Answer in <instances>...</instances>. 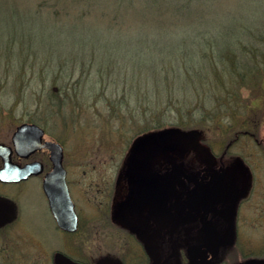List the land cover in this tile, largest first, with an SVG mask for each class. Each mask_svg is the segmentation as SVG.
Masks as SVG:
<instances>
[{
  "label": "rangeland",
  "instance_id": "374dc122",
  "mask_svg": "<svg viewBox=\"0 0 264 264\" xmlns=\"http://www.w3.org/2000/svg\"><path fill=\"white\" fill-rule=\"evenodd\" d=\"M170 17L178 24L168 29ZM22 122L65 144L81 186L112 169L104 157L121 162L139 134L185 132L181 148L168 139V169L208 186L220 168L212 143L220 152L254 127L264 141V0H0V142L10 144ZM192 135L196 148L186 150ZM228 162L209 193L221 203L213 222L263 244L264 157L260 184L246 195L245 176ZM188 177H179L184 186ZM23 188L25 203L42 201L36 182ZM177 197L168 191L169 202Z\"/></svg>",
  "mask_w": 264,
  "mask_h": 264
},
{
  "label": "flooded vegetation",
  "instance_id": "af4514ba",
  "mask_svg": "<svg viewBox=\"0 0 264 264\" xmlns=\"http://www.w3.org/2000/svg\"><path fill=\"white\" fill-rule=\"evenodd\" d=\"M39 127V145L27 156L15 153L11 138L10 144L0 142L12 148L11 162L20 167L32 164L33 171L17 182L0 179V264H264V242L261 244L258 236L242 235L238 239L236 226L219 232L213 220L221 203L210 200L209 195L226 179L224 161L245 176H241L242 184L240 180L241 195L260 184L257 173L264 157V141L258 137L259 128L236 132L222 144L220 152L212 143L211 165L220 168L208 186L196 184L195 177L183 171L168 169V139L176 141L179 148L183 139L180 132L170 133L172 137L168 138L165 131L139 134L131 140L121 162L118 155L104 157L100 162L110 160L112 169H104L88 185L82 180L81 186L80 181L75 184L72 180V163L65 144ZM242 136L245 138L237 155H232V147L239 137L241 143ZM46 143H57L62 148L61 166L76 216L74 228L63 227L71 225V212L59 202H54L56 208L52 206L44 191V182L54 169ZM187 145L186 150L194 151V138ZM2 166L0 156V169ZM94 170L85 168L80 174ZM180 176L190 178L191 184L184 186ZM33 181L42 201L28 204L23 201V184ZM190 188H197L205 197L204 211L195 202L183 204ZM171 189L178 192V197L169 202ZM230 209L232 212V205L227 214ZM205 221L211 222L223 239L220 245L214 246L203 232ZM261 221L248 225L258 227ZM193 247L206 249L205 256L197 257L190 251Z\"/></svg>",
  "mask_w": 264,
  "mask_h": 264
},
{
  "label": "water",
  "instance_id": "95a60500",
  "mask_svg": "<svg viewBox=\"0 0 264 264\" xmlns=\"http://www.w3.org/2000/svg\"><path fill=\"white\" fill-rule=\"evenodd\" d=\"M42 130L34 124L23 122L16 126L11 136V143L14 147V151L19 156H27L39 145ZM47 148L51 152V158L54 162L53 171L47 176L44 182V191L52 206L56 205L54 202L61 204L63 209L67 212H71L73 221L68 225H63L65 228H74L76 224V216L74 213L73 203L67 191V187L64 180V170L61 166L62 148L57 143H46ZM12 148L8 145L0 143V156L3 158V166L0 169V179L8 182H17L26 178L32 171V164H27L20 167L11 162ZM54 196L60 197L55 199ZM195 202L200 205L201 210H205V197L198 191L197 188H190L186 191L185 200ZM58 206V205H57ZM59 207V206H58ZM183 208V207H181ZM231 212V209L228 210ZM204 219V214L200 217ZM203 232L210 238L214 246H218L223 242V239L217 233L215 227L209 221H205L202 224ZM190 251L197 257H203L206 249L193 247Z\"/></svg>",
  "mask_w": 264,
  "mask_h": 264
},
{
  "label": "trees",
  "instance_id": "16d2710c",
  "mask_svg": "<svg viewBox=\"0 0 264 264\" xmlns=\"http://www.w3.org/2000/svg\"><path fill=\"white\" fill-rule=\"evenodd\" d=\"M177 7H178V5H177V3L173 6V9H174V11H176V9H177ZM170 18H172L173 20L171 21V22H167L166 23V28H168L169 29V26H173V27H175L178 23L175 21V17H170ZM210 49V50H209ZM204 51L203 52H208V51H210L211 52V48H206V49H203ZM222 55V51L221 52H218V55ZM235 57V56H234ZM233 57V58H234ZM210 58H211V56H210ZM231 59H232V57H231ZM235 59H238V58H236L235 57ZM236 64V65H235ZM231 66H238V64L235 62L234 63V61H232V63L230 64ZM177 131H169V135H168V138H170V137H172L171 135L172 134H174V133H176ZM170 133H172L171 135H170ZM178 133V132H177ZM186 136V133L185 132H183V134L180 136L182 139L184 138ZM192 138H194V136L192 135Z\"/></svg>",
  "mask_w": 264,
  "mask_h": 264
}]
</instances>
